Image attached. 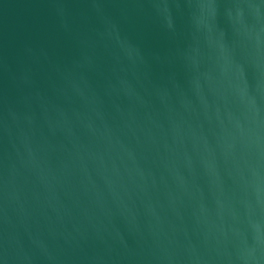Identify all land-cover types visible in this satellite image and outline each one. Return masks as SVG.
<instances>
[{
    "label": "water",
    "instance_id": "95a60500",
    "mask_svg": "<svg viewBox=\"0 0 264 264\" xmlns=\"http://www.w3.org/2000/svg\"><path fill=\"white\" fill-rule=\"evenodd\" d=\"M0 264H264V0H0Z\"/></svg>",
    "mask_w": 264,
    "mask_h": 264
}]
</instances>
